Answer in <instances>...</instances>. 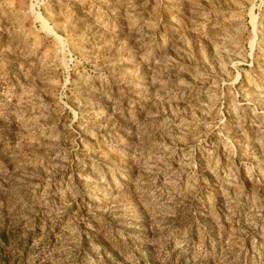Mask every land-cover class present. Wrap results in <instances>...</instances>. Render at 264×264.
I'll return each instance as SVG.
<instances>
[{
    "label": "rangeland",
    "instance_id": "rangeland-1",
    "mask_svg": "<svg viewBox=\"0 0 264 264\" xmlns=\"http://www.w3.org/2000/svg\"><path fill=\"white\" fill-rule=\"evenodd\" d=\"M0 264H264V0H0Z\"/></svg>",
    "mask_w": 264,
    "mask_h": 264
}]
</instances>
